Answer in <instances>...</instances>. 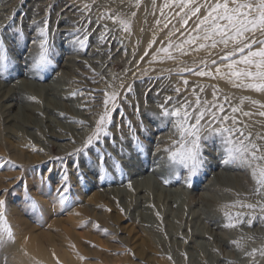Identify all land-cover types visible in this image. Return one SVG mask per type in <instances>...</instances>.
I'll use <instances>...</instances> for the list:
<instances>
[{"label":"rangeland","instance_id":"1","mask_svg":"<svg viewBox=\"0 0 264 264\" xmlns=\"http://www.w3.org/2000/svg\"><path fill=\"white\" fill-rule=\"evenodd\" d=\"M197 6L201 12L191 16ZM206 7L205 0L184 8L174 0H0V37L9 57L6 68L0 70V88L12 93L16 102L5 109L9 102L0 95V200L5 201L14 234L10 243L35 235L46 249L52 244L71 256L74 264H182L177 252L185 248V240L179 235L189 237V231L195 230L198 235L187 243V251L188 246L202 248L207 262L252 264L260 258L264 220L259 217L264 213L259 207L254 211L230 207L236 201L264 202V193L254 194L250 173L223 164L219 142L213 139L206 149L207 165L188 182L185 167L170 169L167 164L165 149L178 151L180 144L173 143L178 136L171 123L164 127L157 119L159 105L171 96L165 107L185 103L190 111L209 110L217 121L227 116L222 121L225 126L238 127L264 146V140L257 138L264 136V116L260 115L264 94L229 82L228 62L220 58L231 51V44L200 49L201 43L210 41L183 43L197 34L195 26ZM41 28L52 46V62L34 68ZM256 36L264 39L260 33ZM170 44L172 59L160 51ZM181 44L182 49L176 47ZM189 68L193 71H183ZM201 69L212 74L196 75ZM29 73L36 76L30 78ZM106 92L119 95L115 107L111 100L107 105L108 134L101 133L97 140L94 133L105 112ZM19 105L41 109L43 116L36 113L27 120L36 128L17 124L16 119L23 117ZM45 106L51 109L43 111ZM5 114L18 118L5 121ZM59 134L65 139L52 136ZM65 185L69 199L61 204L58 190ZM148 194L155 195L153 207L162 210L163 216L148 217ZM26 196L39 204L38 211L29 207ZM131 201L133 208H129ZM15 206L26 224H12L8 219V209ZM225 213H243L246 222L225 227ZM141 216L166 231L183 223L172 240L177 243H170L176 249L169 251L158 244L153 248L149 239L161 238L147 235L146 225L138 221ZM249 216L256 219L249 223ZM16 227L21 237L15 236ZM5 245L0 247V264L16 262L15 251ZM199 259L190 262L200 264Z\"/></svg>","mask_w":264,"mask_h":264},{"label":"snow or ice","instance_id":"2","mask_svg":"<svg viewBox=\"0 0 264 264\" xmlns=\"http://www.w3.org/2000/svg\"><path fill=\"white\" fill-rule=\"evenodd\" d=\"M174 2L179 3L184 8L195 4L196 0H174ZM205 4L207 5L205 12L195 26L197 34L183 43H194L198 40L210 41V44L201 43L199 45L200 49H215L218 44L228 48L231 44V51L220 58L222 61L228 62L225 64L228 69L225 75H227L229 82L237 88L264 93V39H259L256 36V33L264 35V0H212L211 3L205 0ZM200 12L201 8L199 6L194 7L191 9V16H196ZM39 34L41 37L39 51L33 56L34 68L45 67L52 62V46L48 42L46 30L41 28ZM33 42L35 43V41ZM80 45L83 47L84 42L80 41ZM171 47L170 44L168 47L160 49L168 59L173 58L169 52ZM176 47L182 49L183 45H177ZM8 60L7 50L4 48L2 37H0V70L6 68ZM212 64L215 65L216 60H212ZM205 67L207 68L206 64ZM183 71L191 72L193 69L189 68ZM215 72L217 74L221 72L219 66L215 68ZM195 74L206 76L212 73L201 69L196 71ZM187 83L188 81L184 80V84L187 85ZM128 90L132 91L131 86ZM175 92L179 94L180 89L176 88ZM118 95V93H113L109 96L107 92L105 93V112L97 121L94 133L97 140H99L101 133L105 136L108 134L107 125L111 121L107 105L111 100L115 107ZM171 100H173V97H166L164 104L159 105L161 111L159 117H157L164 127L171 123L173 132L178 136V140L173 141V143L180 144L178 151L172 148L165 149L168 153V167L170 169L174 168L175 165L185 167L188 173L186 180L190 182L207 165V146L213 139H217L221 162L249 172L255 183L254 194L261 195L264 193V146L255 143L251 139V134L245 136L244 132L238 127L225 126L222 121H227L229 119L227 116L223 117L221 121H217L215 114L209 110L190 111V105L185 103H181L179 107H165ZM199 103L198 100L197 105ZM261 106L264 107V105ZM219 111H223L222 106H220ZM232 111L236 112L239 109L233 108ZM206 115H211L212 119H206ZM244 115H248V113H244ZM260 115L264 116V112H261ZM233 123L235 124V120H233ZM216 124H219V126H216ZM257 138L264 140V136H258ZM91 143L92 137H89L87 144L90 145ZM139 147L142 149V144ZM64 180H67L66 175ZM68 191L67 185L63 187V191L58 190L61 204L68 201L69 198L65 195ZM26 200L33 211L39 210L40 206L34 199L26 196ZM236 206L253 211L259 207V211L264 213V202L258 201L256 204H251L236 201L230 205V207ZM4 207L5 201L0 200V247L8 242H14V234L7 221ZM225 216L228 220L225 227H237L246 222L243 213H225ZM259 218L264 220V215ZM255 219V216H249L247 221L250 223ZM233 243L237 242L234 241ZM260 254L264 256V250H261Z\"/></svg>","mask_w":264,"mask_h":264},{"label":"bare ground","instance_id":"3","mask_svg":"<svg viewBox=\"0 0 264 264\" xmlns=\"http://www.w3.org/2000/svg\"><path fill=\"white\" fill-rule=\"evenodd\" d=\"M162 53H164V52H162ZM35 76H36L35 74H30V73L28 74V77H30V78H34ZM0 85H2V84L0 83ZM52 89H50V90H52ZM0 95L3 97L4 101L9 102L7 105H5V109H10L11 107L16 106V102H14L15 99L13 98L14 96L8 90H4V89L0 88ZM19 109L21 110V113L23 115L22 118H18L16 116L11 117L10 115L5 114L6 117H5L4 120L5 121H9L10 118L12 120L13 119L15 120L16 118H18V119H16L17 124L23 125L24 127L36 128L37 125H34L33 122L32 123H28L27 120H29V118H31L33 116V114H36V113L37 114H39V113L42 114V112L40 111L41 109H36L34 107H27V106L24 107V106H21V105H19ZM48 109H51V107H49V106L46 107L45 106V109H43V111L44 110H48ZM42 116H43V114H42ZM49 122H52V121H49ZM44 123H45V119H43V124ZM49 124H51V123H49ZM57 126L63 131L66 129V127H64L61 124H58ZM28 134H30V132ZM52 136L54 138L60 139V140L61 139L62 140L65 139L63 137V135H60V134L59 135H52ZM157 176H159V178H160L159 171L157 173ZM164 181H166V179ZM145 182H146V180H145ZM148 183L150 185L154 184V183H151V180L148 181ZM149 187H150L151 191H153V192L155 191L154 188H151L153 186H149ZM158 190H157V192H158ZM121 191H124V190H121ZM121 191H119L117 193L118 194H122ZM113 199H114L115 203H116L117 200H119L117 196H115V198H113ZM157 200L161 201V198H157ZM155 201H156L155 195L151 196V195L148 194V196L146 197V200H145V202H146L145 210L149 211V215H148L149 218H156L158 216H163L164 215L162 210L160 211L158 208H154L153 207V203ZM133 203H134V201H131L129 203V208H133L132 207ZM118 204H120L119 201H118ZM7 215H8V219L12 222V224H15V223H18L19 225L26 224V222L24 220L20 219L19 211L17 210L16 206L15 207H11L10 209H8ZM138 221L143 222V223L140 224L141 226H145L146 225L144 229H145V231H147V235H150L152 237V233H154L157 237L161 238V240H159V241H155V240L152 241L151 239H149L150 245L153 248L156 246L155 244H158V245L162 246L163 248H168V249L169 248H174V247H171L170 243H173L172 240L174 238L175 239L177 238L176 236L179 235L180 231H182V228H183V223L181 222L182 224H180L179 228H174L171 231H168V230L166 231L161 225L156 224L155 221H154V223H150V222L146 223V221H148L147 220V216L146 217L145 216L139 217ZM157 222H158V220H157ZM189 233H190L189 237L184 236L181 233L179 235V236L183 237L184 240H185V242H184L185 243V248L184 249L179 248L178 249L179 252H177L178 254H180L181 260L183 261L182 264H192L190 261L194 260L195 257H200V259H199L200 260V264H213V263L207 262V261H205L203 259L204 250L202 252L201 251L202 248H199L196 245L192 246V247L188 246V251H187V247H186L187 243L191 242L193 240V238L198 235V232L195 231V230H193V231L190 230ZM15 236L16 237H21L20 236V230L17 227L15 228ZM16 240L17 241H15V243L8 242V243H6L7 245H5V246H7V248L13 249V251H15L16 260H17L16 262L13 261V262H10V263H7V264H62L60 262V259H63V262H64L63 264H74L73 259H72L71 256H69L67 253H62L60 250H58L52 244L50 245L51 249H46L44 247V245L42 244V242H40V240L38 239V236L31 235V236L28 237L27 235H25L23 238L21 237L19 240L18 239H16ZM175 243H177V242H175ZM175 243H173V244H175ZM181 244L182 243H178V246L181 245ZM189 248L193 249V252L189 251ZM174 249H176V248H174ZM206 250H208V249H206ZM169 251H170V249H169ZM195 251H197V252H195ZM162 252H165V251L162 249ZM166 252H168V251H166ZM21 255H22L21 259L17 258V257H20ZM169 264H172V263L169 261ZM252 264H264V256L261 255L260 258L256 262H254Z\"/></svg>","mask_w":264,"mask_h":264}]
</instances>
